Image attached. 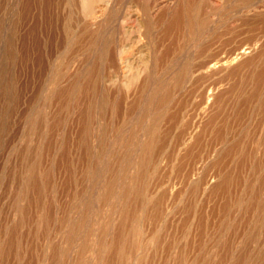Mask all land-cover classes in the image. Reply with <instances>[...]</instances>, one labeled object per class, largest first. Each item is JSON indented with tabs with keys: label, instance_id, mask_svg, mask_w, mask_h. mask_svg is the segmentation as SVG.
Returning <instances> with one entry per match:
<instances>
[{
	"label": "rangeland",
	"instance_id": "rangeland-1",
	"mask_svg": "<svg viewBox=\"0 0 264 264\" xmlns=\"http://www.w3.org/2000/svg\"><path fill=\"white\" fill-rule=\"evenodd\" d=\"M0 1V264H264V0Z\"/></svg>",
	"mask_w": 264,
	"mask_h": 264
},
{
	"label": "bare ground",
	"instance_id": "bare-ground-1",
	"mask_svg": "<svg viewBox=\"0 0 264 264\" xmlns=\"http://www.w3.org/2000/svg\"><path fill=\"white\" fill-rule=\"evenodd\" d=\"M141 1V0H140ZM165 0H163L162 2H164ZM179 1V0H178ZM216 1V0H215ZM214 1V2H215ZM51 2H53V1H51ZM107 2V1H106ZM171 2V1H170ZM11 3V2H10ZM55 3V2H54ZM60 3V2H59ZM79 3V2H78ZM3 3L0 1V12H1V5H2ZM64 4H65V2H64ZM97 4H98V0H80V6H81V10H82V13H83V16H84V18H85V20H86V18H90V17H94L95 15H99V16H96V17H94V20L90 23V25H93V26H96V25H99V24H101V20H102V17H103V15H104V10H103V8H100L99 10H98V8L96 7L97 6ZM168 4V3H167ZM7 5H8V3H7ZM10 5V4H9ZM36 5V4H35ZM39 5H41V4H39ZM181 5H182V3H181ZM10 6H12V5H10ZM16 6V5H15ZM34 6V5H33ZM175 6V5H174ZM177 6V5H176ZM112 7V6H111ZM169 7V6H168ZM41 9V8H40ZM105 9V8H104ZM113 9V8H112ZM154 9V8H153ZM179 9V8H178ZM182 9V8H181ZM7 10V9H6ZM42 11V10H41ZM4 12V11H3ZM7 12V11H6ZM49 12V11H48ZM56 12V11H55ZM76 13V12H75ZM110 13V12H109ZM140 13V12H139ZM2 14V13H1ZM156 14V13H155ZM5 15H6V13H5ZM4 15V16H5ZM215 15V14H214ZM33 16V15H32ZM67 16V15H66ZM22 17V16H21ZM43 17V16H42ZM58 18V17H57ZM64 18V17H63ZM13 19V18H12ZM31 19H33V18H31ZM134 19V18H133ZM2 20H4V19H2ZM14 21V20H13ZM65 21H66V19H65ZM140 21V20H139ZM5 22V21H4ZM20 23V22H19ZM22 23H23V21H22ZM57 23V22H56ZM64 24H65V22H63ZM70 23V22H69ZM139 23V22H138ZM215 23V22H214ZM51 24V23H50ZM213 24V23H212ZM18 25V24H17ZM21 25V24H20ZM41 25V24H40ZM45 25V24H44ZM138 25V24H137ZM22 26V25H21ZM65 26H66V24H65ZM68 26V25H67ZM10 27V26H9ZM57 27V26H56ZM143 27V26H142ZM40 28V27H39ZM69 28V27H68ZM82 28V27H81ZM94 28V27H93ZM98 28V27H97ZM150 28V27H149ZM59 29V28H58ZM40 30V29H39ZM51 30V29H50ZM80 30V29H79ZM91 30V29H90ZM1 31V30H0ZM18 31V30H17ZM45 31H47V30H45ZM8 33V32H7ZM24 33V32H23ZM50 33V32H49ZM210 33H213V31L211 32L210 31ZM43 34V33H42ZM95 34V33H94ZM58 35V34H57ZM85 35V34H84ZM87 35H89V34H87ZM92 36V35H91ZM41 37V36H40ZM57 37V36H56ZM66 38V37H65ZM81 38V37H80ZM88 38V37H87ZM30 39V38H29ZM46 39V38H45ZM57 39V38H56ZM82 39V38H81ZM20 40V39H19ZM88 40V39H87ZM107 40V39H106ZM74 41V40H73ZM23 42V41H22ZM21 42V43H22ZM56 43V42H55ZM45 45V44H44ZM49 45V44H48ZM76 46V45H75ZM214 46V45H213ZM81 48V47H80ZM210 48V47H209ZM114 50H115V48H114ZM121 50V49H120ZM146 51V50H145ZM253 51V50H252ZM59 52V51H58ZM62 52V51H61ZM66 52V51H65ZM115 52V51H114ZM182 52H183V50H182ZM247 52V51H246ZM246 52H242V53H240L239 55H237V58L235 59V61H242V60H244V59H246V58H248L249 57V55H251L250 53H246ZM77 53V52H76ZM122 53V52H121ZM148 53V52H147ZM214 53V52H213ZM32 54V53H31ZM118 54H120V53H118ZM146 54V53H145ZM196 54V53H195ZM198 54V53H197ZM211 54V53H210ZM50 55V54H49ZM116 55V54H115ZM236 55V54H235ZM53 56H54V54H53ZM72 56V55H71ZM119 56V55H118ZM251 56H253V55H251ZM137 57V56H136ZM202 57V56H201ZM31 58V57H30ZM54 58V57H53ZM117 58V57H116ZM29 60V59H28ZM138 60V59H137ZM43 61V60H42ZM108 61V60H107ZM120 61V60H119ZM234 61V60H233ZM53 62V61H52ZM131 62H133L132 60H131ZM149 58H148V55H146V56H143V58L141 59V60H139V62L138 61H136V63L135 62H133V63H131V65H130V67H127V69H128V72L130 71V73H132L133 75H131V76H125L124 78H123V81H124V83H125V87H128V88H132V87H134V86H137V85H139V83H141V82H143L145 79H146V74H148V72H149ZM125 63V62H124ZM121 64H122V62H121ZM197 64V63H196ZM47 65H48V63H47ZM127 65H129V64H127ZM156 65V64H155ZM154 65V66H155ZM221 65V64H220ZM233 65V64H232ZM232 65L231 64H228V60H226L225 62H224V64H223V66H221L222 67V69H225V70H227V69H230L231 67H232ZM236 65V64H235ZM53 67H55L54 65H52ZM195 66V65H194ZM27 67V66H26ZM123 67V66H122ZM50 68H52V67H50ZM152 68V67H151ZM198 68V67H197ZM207 71H206V74H208L209 76H212V77H214L215 76V73H216V71L218 70V66H217V64L215 63V61L214 60H210L209 61V63L204 67ZM240 68V67H239ZM49 69V68H48ZM133 69H134V71H133ZM52 70V69H51ZM74 70V69H73ZM96 70V69H95ZM47 71V70H46ZM28 72V71H27ZM50 72V71H49ZM52 72V71H51ZM106 72H107V70H106ZM121 72H123V71H121ZM124 72H125V70H124ZM134 72V73H133ZM224 72V71H223ZM114 73V72H113ZM228 73V72H227ZM116 74V73H115ZM28 75V74H27ZM71 75V74H70ZM108 75V74H107ZM188 75V74H187ZM205 75V74H204ZM197 76V75H196ZM195 76V77H196ZM206 76V75H205ZM39 77V76H38ZM45 78V77H44ZM77 78V77H76ZM80 78V77H79ZM112 78H113V76H112ZM117 77H114L113 78V80L114 79H116ZM122 78V77H121ZM192 78V77H191ZM209 78V77H208ZM23 79V78H22ZM26 79V78H25ZM32 79V78H31ZM185 79H187V78H185ZM33 80V79H32ZM61 80V79H60ZM79 81V80H78ZM107 82L109 81V80H106ZM58 82H59V80H58ZM111 82V80L109 81V83ZM113 82V81H112ZM191 82V81H190ZM192 82H193V80H192ZM211 82V81H210ZM73 83H75V82H73ZM84 83V82H83ZM183 84H184V81H183ZM199 85V84H198ZM202 85V84H201ZM67 86V85H66ZM192 86V85H191ZM216 87V86H215ZM119 88V87H118ZM179 88V87H178ZM198 88V87H197ZM135 89V88H134ZM140 89V88H139ZM188 89V88H187ZM109 90H110V88H109ZM122 90V89H121ZM198 90V89H197ZM60 91H61V89H60ZM31 92V91H30ZM175 92V91H174ZM181 92V91H180ZM184 92V89H183V91H182V93ZM208 92H209V101L207 102V105H206V114L204 115V118H206L207 117V115L210 113L211 115H212V112L214 111V105L216 104V103H214V102H212L214 99H216L217 98V94H216V91H215V89L213 88V87H209V90H208ZM25 93V92H24ZM111 93V92H110ZM188 93V92H187ZM192 93V92H191ZM195 93V92H194ZM199 93V92H198ZM125 94V93H124ZM190 95V94H189ZM134 96H135V94H134ZM191 96H192V94H191ZM130 97V96H129ZM132 97V96H131ZM180 97H181V95H180ZM179 97V98H180ZM29 98V99H28ZM39 98V97H38ZM126 98V97H125ZM30 95L29 94H27L26 96H25V100H27V102H28V112L29 113H31V106H30ZM41 99V98H40ZM192 99H193V97H192ZM202 99V98H201ZM43 100V99H42ZM37 101H39V99L37 100ZM36 101V102H37ZM191 101V100H190ZM217 101V100H216ZM203 102V101H202ZM39 103V102H38ZM37 103V104H38ZM43 103V102H42ZM206 103V102H205ZM40 104V103H39ZM46 104V103H45ZM230 105V104H229ZM200 106V105H199ZM203 106V105H202ZM215 108H216V106H215ZM32 109H34V108H32ZM216 110V109H215ZM197 111V110H196ZM202 111V110H201ZM57 112V111H56ZM28 114V113H27ZM199 114H201V113H199ZM197 115V114H196ZM203 115V114H202ZM210 115V116H211ZM28 116V115H27ZM31 116V115H30ZM212 117V116H211ZM27 118V117H26ZM32 118V117H31ZM209 119H211V118H209ZM208 118H207V120H209ZM30 122V121H29ZM202 122V121H201ZM209 122H211V121H209ZM27 123V122H26ZM211 124V123H210ZM214 124V123H213ZM207 125V124H206ZM121 127V126H120ZM206 128V127H205ZM74 129V128H73ZM195 130V129H194ZM199 130V129H198ZM207 130H209L208 128H207ZM195 132V131H194ZM199 133V132H198ZM192 134V133H191ZM200 135V134H199ZM196 140H197V138H195ZM212 139V138H211ZM196 140H194V141H196ZM213 140V139H212ZM96 141V140H95ZM192 141V140H191ZM204 142H205V140H204ZM97 143H98V141H97ZM190 143V142H189ZM203 143V142H202ZM209 143V142H208ZM91 144V143H90ZM188 144V143H187ZM192 144V143H191ZM197 144V143H196ZM189 145V144H188ZM78 146V145H77ZM188 147V146H187ZM194 147H195V145H194ZM197 147V146H196ZM189 148V147H188ZM194 150H195V148H194ZM185 162V161H184ZM207 183H208V181H207ZM234 192V191H233ZM62 197V196H61ZM205 224V223H204ZM69 264V263H68Z\"/></svg>",
	"mask_w": 264,
	"mask_h": 264
}]
</instances>
